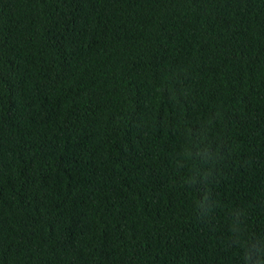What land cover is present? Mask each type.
<instances>
[{
  "label": "trees",
  "instance_id": "obj_1",
  "mask_svg": "<svg viewBox=\"0 0 264 264\" xmlns=\"http://www.w3.org/2000/svg\"><path fill=\"white\" fill-rule=\"evenodd\" d=\"M0 264H264V0H0Z\"/></svg>",
  "mask_w": 264,
  "mask_h": 264
}]
</instances>
